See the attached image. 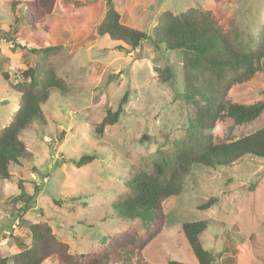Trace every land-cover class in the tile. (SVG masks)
<instances>
[{
  "label": "rangeland",
  "instance_id": "rangeland-1",
  "mask_svg": "<svg viewBox=\"0 0 264 264\" xmlns=\"http://www.w3.org/2000/svg\"><path fill=\"white\" fill-rule=\"evenodd\" d=\"M14 1L30 2L0 0V132L19 108L13 87L27 68L35 69L38 79L55 71L69 92H51L42 106L43 120L21 137L32 158L12 164L10 179H0V258L30 247V226L37 223L50 225L74 254L103 251L129 230L144 235L142 222L126 220L114 205L127 191L138 158L171 151L188 127V106L181 96L185 56L153 46L159 16L209 9L229 21L240 42L254 47L264 38V0H112L124 25L149 36L130 52L119 51L122 43L98 34L107 0H56L52 15L36 25L27 6L12 7ZM46 48L56 50L45 54ZM167 66L175 78L162 84L155 69ZM126 92L128 102L118 122L96 134ZM228 99L246 105L263 101L264 68L233 86ZM232 125L231 119L218 122L216 140H224ZM262 127L264 112L238 126L232 138ZM85 154H96V159L82 168L68 162ZM183 186L180 195L164 202L165 224L155 230L137 264H198L182 226L205 220L212 222L201 242L214 264H264V158L246 157L216 169L194 165ZM212 197L217 198L214 206L198 209ZM28 205L32 207L20 217Z\"/></svg>",
  "mask_w": 264,
  "mask_h": 264
},
{
  "label": "trees",
  "instance_id": "trees-1",
  "mask_svg": "<svg viewBox=\"0 0 264 264\" xmlns=\"http://www.w3.org/2000/svg\"><path fill=\"white\" fill-rule=\"evenodd\" d=\"M14 1L12 7L26 5L31 22H45L54 10L56 0ZM100 36H108L120 42L119 51L138 49L148 34L124 25L121 14L112 0H107V11L97 28ZM152 44L156 49L176 50L183 53L182 65L184 92L181 96L188 106V127L183 138L174 142L171 151H157L138 158V167L133 168L126 182L127 191L114 205L119 215L129 221H140L145 230H129L121 238L103 249L86 254L71 253L67 244L55 237L47 223L30 226L32 244L17 254L0 258V264H137L138 255L153 240L156 229L165 224L163 204L171 197L183 192L185 177L194 165L200 164L212 169L233 166L246 157L264 158V127L242 136L232 138L233 131L240 125L256 121L264 112V100L253 104L234 103L228 99L231 88L252 80L264 68V38L254 47L245 46L236 33L229 28V21L218 17L212 10L191 8L174 14L163 12L153 29ZM46 48L45 54L55 51ZM34 52H38L35 50ZM160 83L172 82L174 69L167 66L156 68ZM7 75L5 74V77ZM7 78V77H6ZM13 90L18 94L19 108L10 124L0 132V179L9 180L12 164L27 162L32 158L21 137L35 121H42V106L47 103L52 91L68 94L64 79L55 71H48L44 79H38L35 69L27 68L22 80ZM129 93L126 92L115 111H109L96 127L101 135L104 130L116 124L124 113ZM231 119L233 125L226 128L225 139L217 141L214 133L218 122ZM96 159V154H85L68 162L82 168ZM21 199V195L18 196ZM57 204H62L56 201ZM217 203L210 198L199 206L208 210ZM32 206L28 205L20 217ZM212 220L187 222L182 231L196 257L198 264H214L212 253L205 249L201 235ZM168 264H185L169 261Z\"/></svg>",
  "mask_w": 264,
  "mask_h": 264
},
{
  "label": "built area",
  "instance_id": "built-area-1",
  "mask_svg": "<svg viewBox=\"0 0 264 264\" xmlns=\"http://www.w3.org/2000/svg\"><path fill=\"white\" fill-rule=\"evenodd\" d=\"M16 227V226H15Z\"/></svg>",
  "mask_w": 264,
  "mask_h": 264
}]
</instances>
